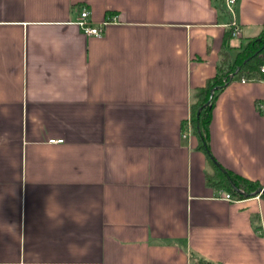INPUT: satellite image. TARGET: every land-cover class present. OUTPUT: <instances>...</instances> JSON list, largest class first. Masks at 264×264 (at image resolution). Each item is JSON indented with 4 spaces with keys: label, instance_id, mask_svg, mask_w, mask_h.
<instances>
[{
    "label": "crops",
    "instance_id": "obj_1",
    "mask_svg": "<svg viewBox=\"0 0 264 264\" xmlns=\"http://www.w3.org/2000/svg\"><path fill=\"white\" fill-rule=\"evenodd\" d=\"M103 34L76 25L82 10ZM0 0V264H264V79L194 92L264 25V0ZM61 140V143L50 141Z\"/></svg>",
    "mask_w": 264,
    "mask_h": 264
},
{
    "label": "trees",
    "instance_id": "obj_2",
    "mask_svg": "<svg viewBox=\"0 0 264 264\" xmlns=\"http://www.w3.org/2000/svg\"><path fill=\"white\" fill-rule=\"evenodd\" d=\"M262 65H264V25L261 33L249 39L234 57L224 52L215 75L206 82L204 87L194 92L190 106L191 123L193 132L198 134L203 143L215 92L225 88L236 78L264 79V74L260 73ZM199 110L200 112L197 114ZM208 181L214 185L222 186L234 199L253 197L261 189L257 183L229 175L220 167H216L215 174ZM231 184L236 190L232 188Z\"/></svg>",
    "mask_w": 264,
    "mask_h": 264
},
{
    "label": "built area",
    "instance_id": "obj_3",
    "mask_svg": "<svg viewBox=\"0 0 264 264\" xmlns=\"http://www.w3.org/2000/svg\"><path fill=\"white\" fill-rule=\"evenodd\" d=\"M235 3H236V0H225V8L231 15L230 22L228 23L230 35L234 39H240L242 37V28L234 19L233 6L235 5ZM76 25L80 28L82 33L85 34L86 36H93V37L99 38L103 34L105 23H100L99 25H93L89 19V12L83 9L79 14V19L76 22ZM260 73L264 74V65L260 67ZM240 82L244 83L245 80L241 79ZM258 109L264 110V107L262 105H259ZM185 124H186V130L183 133V137L189 136V133L191 132V121L189 118L187 119ZM50 142L51 143H61L62 141L58 140V141H50ZM263 192H264V188L259 190L258 195H261ZM218 197L227 202L236 201V199L232 198L230 194L225 193V192H220Z\"/></svg>",
    "mask_w": 264,
    "mask_h": 264
},
{
    "label": "water",
    "instance_id": "obj_4",
    "mask_svg": "<svg viewBox=\"0 0 264 264\" xmlns=\"http://www.w3.org/2000/svg\"><path fill=\"white\" fill-rule=\"evenodd\" d=\"M212 93H213V90L211 91V93H210V99H211V97H212ZM199 112H200V110L198 111V113L197 114H199ZM231 186H232V188L233 189H235L234 187H233V185L231 184ZM236 190V189H235ZM259 193V191L257 192V194Z\"/></svg>",
    "mask_w": 264,
    "mask_h": 264
}]
</instances>
